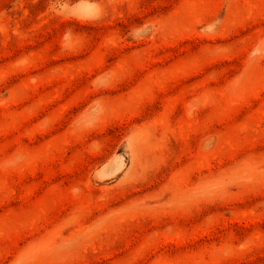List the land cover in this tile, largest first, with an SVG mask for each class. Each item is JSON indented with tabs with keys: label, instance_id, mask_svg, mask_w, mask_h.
Returning a JSON list of instances; mask_svg holds the SVG:
<instances>
[{
	"label": "rangeland",
	"instance_id": "1",
	"mask_svg": "<svg viewBox=\"0 0 264 264\" xmlns=\"http://www.w3.org/2000/svg\"><path fill=\"white\" fill-rule=\"evenodd\" d=\"M0 264H264V0H0Z\"/></svg>",
	"mask_w": 264,
	"mask_h": 264
}]
</instances>
